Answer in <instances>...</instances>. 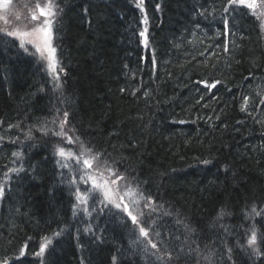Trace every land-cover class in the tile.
Wrapping results in <instances>:
<instances>
[{
  "label": "trees",
  "instance_id": "trees-1",
  "mask_svg": "<svg viewBox=\"0 0 264 264\" xmlns=\"http://www.w3.org/2000/svg\"><path fill=\"white\" fill-rule=\"evenodd\" d=\"M57 3L64 68L59 89L36 61L0 35V182L11 166L23 169L9 174L0 198V259L13 260L22 247L26 256L15 264H113L114 256L116 264H146L140 260L152 259L142 246L132 245L137 235L119 215L95 220L89 233L74 222L69 208L75 186L70 189V181L61 178L54 154L60 138L43 133L58 130L52 120L59 109L61 119L69 113L83 141L106 152L121 173L137 177L171 210V216L154 217L155 230L172 252L171 264H264V256H250L237 243L247 244L245 229L253 226L264 235L259 21L238 10L229 24L233 34L225 38L221 0H145L146 50L133 35L143 27L135 0ZM203 9L212 15H198ZM225 39L229 52L223 50ZM145 55L147 62L141 59ZM200 80L222 83L209 92L196 83ZM243 96L249 103L242 112ZM205 159L211 163H201ZM221 209L226 214L218 219ZM56 232L44 255L36 257L41 238ZM225 243L233 247L231 260ZM260 248L264 252V244Z\"/></svg>",
  "mask_w": 264,
  "mask_h": 264
},
{
  "label": "snow or ice",
  "instance_id": "snow-or-ice-1",
  "mask_svg": "<svg viewBox=\"0 0 264 264\" xmlns=\"http://www.w3.org/2000/svg\"><path fill=\"white\" fill-rule=\"evenodd\" d=\"M135 3L141 13L140 25L144 27L138 32L134 31L133 35L138 36L141 46L148 50L150 48L149 29L147 27L149 19L144 6L145 0H135ZM12 5L13 0H0V11L8 16H14L16 21L22 22L23 26L30 30L7 31L6 35L19 39V47L28 55L36 58L42 70L45 71L54 82V87L59 89L61 87L60 74L64 72V68L59 56V46L57 44V40L59 39V18L62 11L59 8L57 0H47V2L36 3L34 6L25 4L24 7L31 9V11L23 17L12 9ZM156 8L159 10L160 5L157 4ZM219 8L222 10L220 11V19L223 21L224 29L222 34L225 38L233 34L229 24L238 10H247L249 15L254 16L256 20L259 21L260 30L264 32V0H221ZM198 15L207 18V16L212 15V13H208L206 9H203L198 12ZM0 19H4V17L0 16ZM196 26L199 27V24ZM219 35H221V33H217V36ZM27 45H32L34 51H31ZM223 50L225 52L230 51L227 39L224 41ZM151 51V63L155 69L158 63L155 49H151ZM199 55H204V52H200ZM141 59L147 62L148 57L145 55ZM196 83L198 85H203L207 91L211 92L213 89H216L217 85L221 84L222 81L216 80L214 82H209L208 80H200L196 81ZM121 91L123 92L125 89H121ZM133 94H135V92H133ZM144 95L147 96L148 93L145 92ZM203 99L204 97L201 96L197 103H200ZM213 99L217 98L213 96ZM248 103L249 97L243 96V103L240 106L242 112L247 111ZM59 111L60 110L57 109L58 115L52 120L53 125L58 124V130L44 128L43 133L46 136L51 135L60 138V143L55 145L56 151L54 153L61 158L57 163L61 168H68L70 172H75L79 177V181L73 178L69 182L70 189L75 186L73 195L76 202L72 205L73 215L76 216L80 211H83L85 216H91L94 211L103 213L107 210L111 212L114 207L118 212L124 213L126 217L131 220L133 225L131 232L133 234H135L138 229L139 235L136 239L131 241L132 245L136 247L142 246V252L146 256L154 258L159 264H171L173 259L172 252L168 247L167 241L163 239L162 233L155 230L157 220L154 218L159 214L171 216V210L166 208L163 202H158L151 193L147 192L144 187H142V182H140L137 177H130L121 173L118 167H116L117 162L111 160L106 152L97 151L87 142L83 141L71 125L69 113L65 111L61 119ZM183 122L184 121H180V123ZM256 122L259 123L260 121L257 119ZM238 123L240 122L238 121ZM9 127L11 128L13 126L9 125ZM27 138H31V133L28 134ZM3 140L4 137L0 136V141ZM16 142H18V140L12 141V143ZM73 144L79 145L80 151L78 153L72 151L66 152V146ZM12 156L20 158L21 154L19 152H13ZM68 157L75 160V167L67 162ZM201 163L208 165L211 161L205 159L202 160ZM22 170V168H8V170L4 172V180L0 182V198L4 196L5 185L10 181L9 174L17 173ZM78 183H83L84 185L91 183V188L81 189L77 186ZM133 191L134 196H132ZM129 196H132V198L129 199ZM252 212L257 216L261 215L260 212L256 211L255 207H253ZM225 214V211L221 209L217 218H222ZM249 215L250 214L246 213L245 217L248 218ZM176 223L179 225L182 221L177 219ZM184 228L189 232L192 231L188 228V225H184ZM91 230L92 225L89 223L84 231L89 233ZM249 232L250 235L248 234ZM225 233H229V229L225 228ZM59 234V232L54 233V235ZM169 235H171V233H169ZM245 235L247 238L246 245L239 240L237 241L240 248L249 252L250 256H255L257 258L264 256V252H262L260 248V245L264 244V235H261L255 226L251 229H245ZM176 239L178 240L179 236H177ZM41 240L42 242L39 246V250L34 253L36 257L43 256L46 248L51 243V239L47 236L42 237ZM225 247L227 248V259L231 260L233 247L228 246L227 243H225ZM25 256L26 250L22 247L19 250V256L15 257L13 260H10L8 257L0 259V264H15L16 261L22 260ZM206 259H208V257H206ZM81 264H83V261ZM113 264H116L115 256L113 257Z\"/></svg>",
  "mask_w": 264,
  "mask_h": 264
},
{
  "label": "rangeland",
  "instance_id": "rangeland-1",
  "mask_svg": "<svg viewBox=\"0 0 264 264\" xmlns=\"http://www.w3.org/2000/svg\"><path fill=\"white\" fill-rule=\"evenodd\" d=\"M43 2H47V0H13V5L11 6L12 9L21 15V17H23L25 14H29L31 9L29 8H25L24 5L25 4H30L32 6H34L36 3H43ZM0 16H3L4 19H0V33L2 35H5L7 31H29L30 29H27L23 26L22 22H18L15 20L14 16H8L6 15L4 12L0 11ZM13 38V37H12ZM18 43H19V39L18 38H14ZM27 39V38H26ZM27 47L31 50L34 51V48L32 45H27ZM18 52L22 55V56H29L27 53L24 52L23 49H21L19 47ZM31 59L36 60V58H34L33 56H29ZM38 64V63H37ZM61 76V75H60ZM61 83V82H60ZM63 146V145H62ZM67 151H72L74 153H78L80 151L79 149V145L77 144H73V145H67L66 146V152ZM58 160L61 159L60 157L57 158ZM68 162H74L75 160L71 157L67 158ZM69 163V164H70ZM73 167H75V165L72 164ZM75 176L79 179V177L76 175V173L74 172ZM104 175V174H102ZM63 180L67 179L64 177H61ZM69 182V181H68ZM78 187H80L81 189H90L91 188V183H89L88 185H84L83 183H78L77 184ZM132 196H134V193H132ZM132 196H129L128 198L131 199ZM91 203V202H90ZM95 206V205H94ZM114 211H116L117 213H121L118 212L114 207L112 208ZM80 213V212H79ZM83 213V211H82ZM82 217V215H80ZM79 226H82L80 224H78ZM41 242V241H40ZM40 246V244H39Z\"/></svg>",
  "mask_w": 264,
  "mask_h": 264
},
{
  "label": "bare ground",
  "instance_id": "bare-ground-1",
  "mask_svg": "<svg viewBox=\"0 0 264 264\" xmlns=\"http://www.w3.org/2000/svg\"><path fill=\"white\" fill-rule=\"evenodd\" d=\"M70 165H72V164H70ZM72 205H73V204L70 205L69 210H70V214H71V211H72V217L74 218L75 216L73 215V208H72ZM81 213H82V211H80V213H78V216H80ZM82 214H83V216L85 217L86 220L89 221V220L92 219V216H85L84 213H82ZM114 222H115V223L117 222V223L121 224V222H120L119 220H117V219H115ZM122 222H123V220H122ZM155 226L157 227L158 225H155ZM137 231H138V229H137ZM239 248H240V247H239ZM240 249H241V248H240ZM242 252H245V251L242 250ZM144 260H146V259H141L140 261H141L142 263H143V262H146V264H151V262H150L149 260H152V261L154 262V264H159V262L155 261V259H153V258H152V259H151V258H150V259H147L146 261H144Z\"/></svg>",
  "mask_w": 264,
  "mask_h": 264
}]
</instances>
